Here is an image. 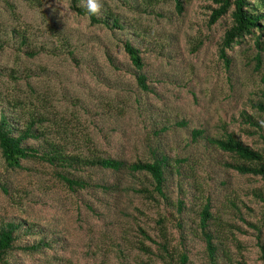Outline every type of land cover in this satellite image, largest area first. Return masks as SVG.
Returning <instances> with one entry per match:
<instances>
[{"label":"trees","instance_id":"1","mask_svg":"<svg viewBox=\"0 0 264 264\" xmlns=\"http://www.w3.org/2000/svg\"><path fill=\"white\" fill-rule=\"evenodd\" d=\"M213 1L216 8L208 9V27L221 23L227 16L231 23L220 37L218 58L229 70L232 58L228 52L250 39L256 51L253 57L255 69L259 71L264 57V0ZM166 3L173 5L172 12L163 9ZM185 3L186 0H68L69 9L74 14L87 18L91 28L105 31L114 39L116 48L121 49L131 64L127 73L136 88L152 96H156V92L149 83L158 80L151 79L145 72L149 65L143 55L150 53L166 61L173 58L171 49L175 48L177 42L172 34L161 35L164 30L162 23L172 21L175 16H182ZM10 35L13 44H16L18 50L22 49L21 52L28 58L41 53V47L35 48L25 31L11 29ZM61 40L67 49V57L78 66L83 60L75 57L77 48L72 46L69 38L64 36ZM199 45L200 42L195 49ZM2 49L0 45V51ZM103 56L107 68L120 74L117 57L109 49H105ZM92 65L93 77L109 87L108 76L111 74L105 73L97 63ZM117 77L114 80L117 81ZM260 80L263 90L249 108L253 114L243 111L240 117L244 132L250 136L257 135L262 148L245 144L233 131L220 138L201 140L199 138L204 131H189L185 121L168 116L153 103L140 105L136 101L137 107L140 105L138 115L141 123L137 138L140 140L142 154L134 159L113 157L101 154L98 140L110 142L116 136L117 126L114 127L112 122L114 117L109 121L108 128L98 127V138L85 135L84 132L80 139L73 132H81L75 128L79 124L77 118L60 115L59 112L58 115H47L40 108L30 107L23 111L24 104L14 100L13 103L8 102V106L0 105V160L3 168L13 172L25 171L24 164L28 162L46 167L51 178L68 192L74 195L84 192L88 195L85 207L91 214H97L93 199L99 203L102 198L106 208L112 211V217L115 216L114 220H124L128 225L124 236H119L120 243L114 245L121 264L130 260L131 252H135L136 256L131 258L135 264H194L192 250L187 244L197 239L202 244L204 264H246L244 261L233 260L228 248L230 245L239 249L236 235L246 234L241 225L255 230L257 248L264 260V220L260 225L249 223L242 209L251 215L254 211L245 202H239L240 198L234 193H222V197L212 201L211 196L197 185V160L194 159L198 157L202 164L206 160L203 146L205 141L222 156L218 164L213 162L218 171L221 167L226 174L231 171L240 177L264 181V75ZM105 105L103 107L107 110L99 107L100 119L106 113L111 115L108 110L116 114L122 111L123 114V110L130 107ZM177 130L183 134L186 131L185 141ZM171 133L177 139L171 140ZM220 185L226 183L220 182ZM186 186L190 188H187L188 192ZM0 191L9 194L6 185H1ZM250 195L264 202V194L259 190L254 189ZM152 203L169 207L176 217L170 213L160 215L155 211L157 213L152 225L142 227L133 222L136 227L133 231L128 219L123 218L127 214L129 217L128 206L139 215H144L141 208ZM172 218L179 232L176 247L171 245L173 239L168 236L166 227ZM151 229H155V233H150ZM130 231L136 233L135 240H130L127 233ZM60 238L45 227L22 218H0V264H74L70 257L59 256L60 253H67V245L61 246Z\"/></svg>","mask_w":264,"mask_h":264},{"label":"rangeland","instance_id":"2","mask_svg":"<svg viewBox=\"0 0 264 264\" xmlns=\"http://www.w3.org/2000/svg\"><path fill=\"white\" fill-rule=\"evenodd\" d=\"M7 3L13 8L10 9ZM184 7L182 16L162 23L164 30L161 35L172 34L177 42L175 48L171 49L173 58L166 61L150 53L143 55L149 65L145 72L151 79L158 80L154 83L148 81L156 92V96H152L136 88L127 73L131 64L121 49L116 48L114 39L105 31L91 28L87 18L74 14L69 9L68 0H0V45L3 46L0 51V105L8 106V102L18 100L24 104L23 111L30 107L40 108L47 115H58L59 112L60 115L77 118L79 124L75 123V128L81 132H73L80 139L84 132L98 138V127L108 128L109 121L114 117L112 122L114 127L117 126L116 136L110 142L98 140L101 154L113 157L134 159L142 154L137 138L141 123L138 107L141 103H153L168 116L185 121L189 131H204L199 138L201 140L220 138L233 131L245 144L262 148L257 135L250 136L244 132L240 114L243 111L253 114L249 108L263 90L260 79L264 75V57L260 70L256 71L253 60L256 51L252 41L247 39L228 52L232 64L227 70L217 56V46L224 30L231 24L229 17L208 27V9L216 8L213 0H186ZM163 9L172 12L173 5L166 3ZM11 29L25 31L34 47H41V53L28 58L21 52L22 49L18 50L13 44ZM64 36L77 48L75 57L84 61L78 66L67 57V49L61 40ZM199 42L201 45L195 49ZM105 49L117 57L120 74L107 68L103 56ZM93 63L101 65L105 73L111 74L108 76L109 87L93 77ZM115 76H118L117 81L114 80ZM30 89L34 92L31 93ZM159 98L161 100L157 101ZM136 101L140 104L138 107ZM105 104L130 107L123 110V114L122 111L116 114L108 110L111 115L106 113L100 119L99 107ZM103 109L107 110L106 107ZM177 131L185 141L186 131L185 134ZM169 138L177 139V136L171 133ZM205 141L206 160L202 164L198 157L194 158L197 160V185L211 196L212 201H217L222 193H234L240 198L239 202H245L254 211L251 215L242 209L248 222L260 225L264 220V202L252 197L250 192L255 189L264 194V181L240 177L231 171L226 174L221 167L218 171L213 162L218 164L222 156ZM24 166L25 171L13 172L3 168L0 160V186L6 185L9 189L8 195L0 191V218H22L57 234L61 237V246L67 245V253H60L59 256L70 257L74 264H121L114 245L120 243L119 236H124L128 226L125 221L116 222L102 198L99 203L93 199L97 214H91L85 207L89 200L87 194H71L51 178L46 167L38 163L28 162ZM220 182L226 185H220ZM128 208L129 217L127 214L123 218L128 219L133 231L136 229L133 222L142 227L152 225L155 211L160 215L170 213L176 217L174 211L163 204L143 206L141 210L144 215H139L131 206ZM174 225L172 218L166 227L168 236L173 239L171 245L176 247L179 232ZM241 227L246 234L236 235L239 249L228 246L233 260L264 264L257 248L255 230L245 225ZM149 232L153 234L155 229ZM127 233L130 240H135V232ZM194 241L187 244L192 250V261L194 264H204L202 244L198 239ZM134 253L131 252L130 260L125 264H135L131 259L136 256Z\"/></svg>","mask_w":264,"mask_h":264}]
</instances>
